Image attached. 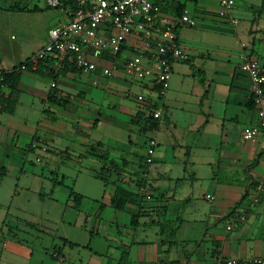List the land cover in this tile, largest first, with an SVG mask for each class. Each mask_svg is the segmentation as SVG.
I'll return each mask as SVG.
<instances>
[{
  "label": "crops",
  "instance_id": "1",
  "mask_svg": "<svg viewBox=\"0 0 264 264\" xmlns=\"http://www.w3.org/2000/svg\"><path fill=\"white\" fill-rule=\"evenodd\" d=\"M92 1L79 0L81 7ZM14 4L0 3L5 67L27 62L48 42L49 30L69 19V7L56 6L57 17L41 5ZM219 10L217 0H155L159 19L177 20L187 12L197 20L195 26H177L189 58L173 62L159 119L147 117L145 106L127 95L148 91L122 70L110 77L80 73L62 69L55 58L20 70L12 93L15 111L0 109L1 117L8 113L3 118L12 119L23 93L33 98L29 107L39 98L43 108L36 133L25 146H15L24 155L36 153L37 161L56 152L67 157L56 179L67 187L59 199V223L78 228L79 237L59 235V249L52 253L59 264H123V252L126 264H215L219 257L264 256V194L255 201V182L264 176V134L244 138V128L260 119L251 77L241 68L246 56L264 64V0H235L228 17ZM47 11L52 17L45 22L26 14ZM35 25L37 32L31 30ZM135 40L128 35L126 55L133 53ZM94 59L108 66L113 57L103 53ZM15 124L0 120V143L14 144L20 137ZM150 137L157 146L149 163ZM1 168L7 173L5 164ZM84 172L102 185L93 181L88 191L74 189ZM118 187L130 193L120 208L112 202ZM72 191L82 196L79 201ZM11 241L7 252L33 256L30 246Z\"/></svg>",
  "mask_w": 264,
  "mask_h": 264
},
{
  "label": "built area",
  "instance_id": "2",
  "mask_svg": "<svg viewBox=\"0 0 264 264\" xmlns=\"http://www.w3.org/2000/svg\"><path fill=\"white\" fill-rule=\"evenodd\" d=\"M60 0H49L57 6ZM219 14L228 17L235 0H217ZM155 0H93L87 7L77 10L68 8V21L49 30V40L38 49L27 62L20 66L5 67L0 54V79L6 72L25 70L30 64L55 58L59 66L72 63L83 73H100L110 77L122 70L126 75L142 83L148 93H131L145 106L147 117L159 119L164 113V99L173 75V62L188 59L177 31L178 24L197 25L195 17L183 13L177 20L159 19L154 12ZM234 22L238 20L233 18ZM136 40L133 53L126 55L123 48L128 35ZM112 54V62L101 66L94 57ZM241 68L251 77L252 99L256 104L260 121L247 125L245 139H255L264 134V64L251 56L244 57ZM55 87L56 83L53 82ZM157 146L150 137L147 144L146 161L151 162ZM40 160V158H38ZM264 194V176L255 182V201ZM212 197L211 195H208ZM243 218V217H241ZM229 225L228 228H232ZM215 264H264V256L251 258L219 257Z\"/></svg>",
  "mask_w": 264,
  "mask_h": 264
},
{
  "label": "rangeland",
  "instance_id": "3",
  "mask_svg": "<svg viewBox=\"0 0 264 264\" xmlns=\"http://www.w3.org/2000/svg\"><path fill=\"white\" fill-rule=\"evenodd\" d=\"M15 2L24 5H41L47 7L45 11L53 10L52 12L57 14V17L59 16V7L52 5L49 7V0H0L2 4ZM26 14L35 22L37 20L45 22L52 17L49 11L42 14ZM36 28L37 25L33 26L31 30L36 31ZM40 29L42 30V28ZM11 34L19 36L16 30H12ZM21 97L17 112L9 117L12 119L3 118V115L11 116L8 113H1L2 117L0 115V120L3 123L10 121L16 123L20 134L14 144L9 140L0 143V148L2 147L0 165L7 166V173L0 182V258H3L2 262L0 259V264H59L58 259L52 258L53 251L56 248L59 249V235L67 233L69 236L75 237L79 232L78 228L69 227L70 224L64 227L59 223V199L64 195L62 193L67 187L57 183L56 179L59 177V167L65 163L67 157L56 152L52 157L46 156L42 161H37L36 153L24 155L21 147L25 146L30 137L36 133V127L42 121L40 113L43 105L39 98H35L33 106L29 107V100L33 98L27 96L26 93H23ZM125 98L135 103L134 100ZM16 144L21 147L17 148ZM52 144L56 146V143ZM55 146L52 149L57 150ZM4 149L11 150L12 155L4 154ZM93 181L98 186L102 185L101 181L84 172L80 174L74 189L88 191ZM67 183L70 184V181ZM33 222L37 225L32 224ZM12 239L30 246L33 256L28 258L25 254L22 256L15 252H7L6 249L14 243L11 241ZM4 241H8L6 247H2ZM77 251L78 249L74 248L72 253L76 255ZM79 251L83 254L85 249L80 248Z\"/></svg>",
  "mask_w": 264,
  "mask_h": 264
},
{
  "label": "trees",
  "instance_id": "4",
  "mask_svg": "<svg viewBox=\"0 0 264 264\" xmlns=\"http://www.w3.org/2000/svg\"><path fill=\"white\" fill-rule=\"evenodd\" d=\"M57 6L62 7H69L73 10H77L81 7V3L79 0H60L59 4ZM14 7L18 9H28L27 6H20V3L18 4L15 2ZM32 10L39 9L38 7L31 8ZM45 60H49L45 59ZM44 61V60H43ZM62 69L64 70H72L76 72H80L72 63H64L62 66ZM20 79V71H9L6 72L3 76V79H0V109L9 113H13L15 111L16 105H17V99L12 95L13 92L16 91L18 83ZM5 88H9L11 90L10 94H6L4 91ZM114 168L116 166H110V167H102L101 171L105 172L106 170L109 171L111 168ZM6 174V170L4 168L0 169V182L3 179V177ZM101 179H105L103 175H99ZM71 195L75 198L76 201H79L82 197L80 194L72 191ZM130 196V193L126 191L124 188L118 187L116 189V194L112 199L113 205L116 208L122 207L125 202L128 201V198ZM134 219V218H133ZM165 227H163L164 229ZM126 259V252H123L122 255V262L123 264H126L124 261Z\"/></svg>",
  "mask_w": 264,
  "mask_h": 264
}]
</instances>
